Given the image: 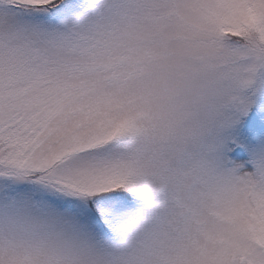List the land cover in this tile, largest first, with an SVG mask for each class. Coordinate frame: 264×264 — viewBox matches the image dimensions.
Returning <instances> with one entry per match:
<instances>
[{
	"label": "snow or ice",
	"instance_id": "6c2138e0",
	"mask_svg": "<svg viewBox=\"0 0 264 264\" xmlns=\"http://www.w3.org/2000/svg\"><path fill=\"white\" fill-rule=\"evenodd\" d=\"M0 264H264V0H0Z\"/></svg>",
	"mask_w": 264,
	"mask_h": 264
}]
</instances>
